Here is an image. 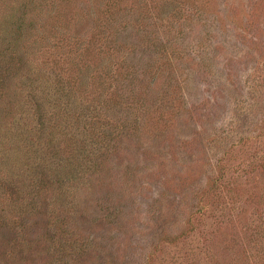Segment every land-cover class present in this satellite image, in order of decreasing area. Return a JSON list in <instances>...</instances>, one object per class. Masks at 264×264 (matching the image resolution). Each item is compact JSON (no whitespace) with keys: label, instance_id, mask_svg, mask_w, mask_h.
Here are the masks:
<instances>
[{"label":"rangeland","instance_id":"374dc122","mask_svg":"<svg viewBox=\"0 0 264 264\" xmlns=\"http://www.w3.org/2000/svg\"><path fill=\"white\" fill-rule=\"evenodd\" d=\"M0 264H264V0H0Z\"/></svg>","mask_w":264,"mask_h":264}]
</instances>
